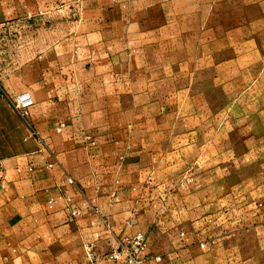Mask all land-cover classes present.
<instances>
[{
  "label": "crops",
  "instance_id": "0c3cea01",
  "mask_svg": "<svg viewBox=\"0 0 264 264\" xmlns=\"http://www.w3.org/2000/svg\"><path fill=\"white\" fill-rule=\"evenodd\" d=\"M57 6L0 0V264H74L88 245L104 254L138 233L144 264H196L219 237L220 201H236L235 184L219 182L236 165L234 132L193 115L203 72L172 45L154 54L146 14L129 19L108 0ZM25 90L28 119L13 105ZM258 136L243 138L249 168L261 167Z\"/></svg>",
  "mask_w": 264,
  "mask_h": 264
},
{
  "label": "rangeland",
  "instance_id": "374dc122",
  "mask_svg": "<svg viewBox=\"0 0 264 264\" xmlns=\"http://www.w3.org/2000/svg\"><path fill=\"white\" fill-rule=\"evenodd\" d=\"M69 2L56 0L57 9ZM108 2L124 8L129 19L147 15L149 44L156 56L168 55L172 45L173 54H179L192 72L196 67L203 72L204 81L201 76L199 81L204 100L193 115L217 119L221 131L234 132L236 165L220 174L219 182L235 184V205L231 199L230 204L220 201L215 216L219 237L203 241L206 246L195 252L196 264H264V0ZM48 13H42L45 24L56 16ZM130 41L134 38L125 43ZM245 134L262 138L251 160L261 167L247 166ZM257 186L262 188L260 198L254 197Z\"/></svg>",
  "mask_w": 264,
  "mask_h": 264
},
{
  "label": "built area",
  "instance_id": "2783aa9c",
  "mask_svg": "<svg viewBox=\"0 0 264 264\" xmlns=\"http://www.w3.org/2000/svg\"><path fill=\"white\" fill-rule=\"evenodd\" d=\"M13 105L20 116L28 119L35 105V99L29 90H25L15 97ZM69 207H71V216H77L79 211L73 209L71 205ZM146 246L147 237L142 233L127 237L117 247L104 254L98 253L92 245H88L86 259L74 264H144V259L140 254Z\"/></svg>",
  "mask_w": 264,
  "mask_h": 264
}]
</instances>
